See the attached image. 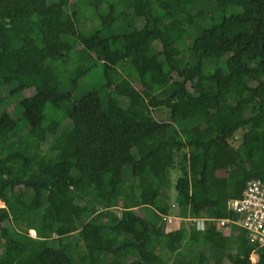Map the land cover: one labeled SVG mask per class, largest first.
I'll return each mask as SVG.
<instances>
[{
    "label": "trees",
    "instance_id": "16d2710c",
    "mask_svg": "<svg viewBox=\"0 0 264 264\" xmlns=\"http://www.w3.org/2000/svg\"><path fill=\"white\" fill-rule=\"evenodd\" d=\"M173 169L184 217L264 179V0H0V264H264L237 226L168 230Z\"/></svg>",
    "mask_w": 264,
    "mask_h": 264
},
{
    "label": "built area",
    "instance_id": "2783aa9c",
    "mask_svg": "<svg viewBox=\"0 0 264 264\" xmlns=\"http://www.w3.org/2000/svg\"><path fill=\"white\" fill-rule=\"evenodd\" d=\"M172 206L176 207L175 204ZM228 209L233 212L235 218L229 216L222 218L184 217L177 213L168 214L165 217L168 223H171L173 218L178 220L179 224L182 221L192 222L199 231L207 230L209 223L213 222L225 235H230L233 226H237L246 233L247 240L251 245H264V179L249 178L246 181L242 196L228 201Z\"/></svg>",
    "mask_w": 264,
    "mask_h": 264
},
{
    "label": "rangeland",
    "instance_id": "374dc122",
    "mask_svg": "<svg viewBox=\"0 0 264 264\" xmlns=\"http://www.w3.org/2000/svg\"><path fill=\"white\" fill-rule=\"evenodd\" d=\"M94 3L100 5L101 4V0H94ZM201 5L204 8H207V9H211L212 8V4H209V3L208 4L207 3H202ZM179 9L180 8H179V6L177 4H174L173 5L172 9L169 12L170 15H168L164 19V23H165V25L167 27H174V26L181 25L183 23V20L180 19L176 15L178 13ZM104 12H106V8L103 5L102 6V9L100 10V13H104ZM96 22L98 23L99 21L97 20ZM86 31H88V30H86ZM89 31L92 32L94 30H89ZM157 48L159 49L160 46H157ZM134 60H136V62H138L137 65H138V68L139 69H152V68H154L156 66V62L155 61H153L151 59H147V60L146 59H143L142 50H139L137 52V55H135ZM132 63H133V61H132ZM134 64H136V63L134 62ZM100 70H101V65L98 64L97 67L95 68V71H100ZM88 90H89V87H88V84L87 83H84V84L80 85L78 87V89L75 90V93H74V96H73V101H76V100L80 99L81 97H83L88 92ZM1 93H3V92L1 91ZM111 93L118 100H121L122 102H126L125 101L126 100L125 97L119 96L114 91H112ZM21 96H23V95L21 94V95H18V96L15 97L16 104L19 103V98H21ZM12 104H11L12 106H10V110L13 111V110H15V105L16 104L14 102ZM71 104H72V101H68L67 103L65 102V105L67 106V109H69L71 107ZM21 113H22V109L19 106L18 112L14 113L15 114L14 116L15 117H19V115ZM177 114H178L179 118H182V119L183 118H186V117H188L190 115V113L188 111H186V110L185 111L184 110H179L177 112ZM154 115H155V117L158 120H162V121H172L174 119L172 117L171 113H169L168 109L155 110L154 111ZM55 127H56V124H54V123H51L50 126H49V128H50V130L52 132H55L56 131L55 130ZM242 136H243V131L242 130L241 131H238L235 134L234 138L231 140V142H232L233 146L235 147L236 153H238L243 159H245L246 158V154H245L244 150L241 147ZM137 141H139V138H131V139H128V143L131 146H134ZM55 147L61 149L60 151H61V155H62L63 154V147H61L59 144H56ZM233 155L234 154H231L229 156V158L227 160H225V161H219V162L216 163L217 166H218V168H219V170H220V174L226 175L228 173V174L231 175V173H232L231 162L233 161ZM180 175H181V172L178 169H173L171 171V185H172V189L170 191V197H171L170 204L172 203V204H175L176 205L175 208L172 206L171 209H173V210H171V212H172L171 214H175V213L178 214V213H180L179 212L180 205L177 204V203H175L176 202V198H175V196H176L175 184L178 181V178L180 177ZM143 211H144L143 208H141L140 211H139V213L143 214L144 213ZM171 216H175V215H171ZM172 220L174 222L172 221L171 223H168L169 224L168 230L176 229L179 226L178 225L179 224L178 220H176L175 218H173ZM186 223L189 224V222H186ZM179 253L180 252H178L177 254H179ZM216 257L218 259H222V256L217 255V254L215 255L214 253H211V258L212 259H214ZM251 259H252V261L257 260V255H251ZM116 264H118V263H116ZM170 264H172V263H170ZM225 264H229V263L225 261Z\"/></svg>",
    "mask_w": 264,
    "mask_h": 264
},
{
    "label": "clouds",
    "instance_id": "9594fccd",
    "mask_svg": "<svg viewBox=\"0 0 264 264\" xmlns=\"http://www.w3.org/2000/svg\"><path fill=\"white\" fill-rule=\"evenodd\" d=\"M1 204H3V203H0V205H1ZM3 206H4V204H3Z\"/></svg>",
    "mask_w": 264,
    "mask_h": 264
}]
</instances>
